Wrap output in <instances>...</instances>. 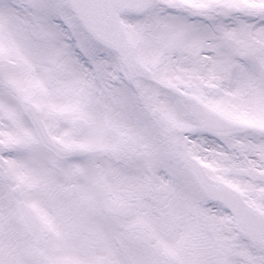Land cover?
Masks as SVG:
<instances>
[{
  "label": "snow or ice",
  "instance_id": "snow-or-ice-1",
  "mask_svg": "<svg viewBox=\"0 0 264 264\" xmlns=\"http://www.w3.org/2000/svg\"><path fill=\"white\" fill-rule=\"evenodd\" d=\"M0 264H264V0H0Z\"/></svg>",
  "mask_w": 264,
  "mask_h": 264
}]
</instances>
